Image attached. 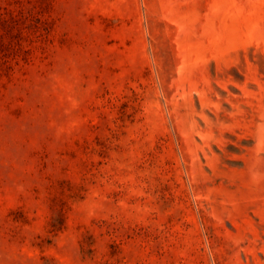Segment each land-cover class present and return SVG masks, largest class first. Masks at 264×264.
I'll list each match as a JSON object with an SVG mask.
<instances>
[{"label": "rangeland", "instance_id": "rangeland-1", "mask_svg": "<svg viewBox=\"0 0 264 264\" xmlns=\"http://www.w3.org/2000/svg\"><path fill=\"white\" fill-rule=\"evenodd\" d=\"M0 264H264V0H0Z\"/></svg>", "mask_w": 264, "mask_h": 264}]
</instances>
